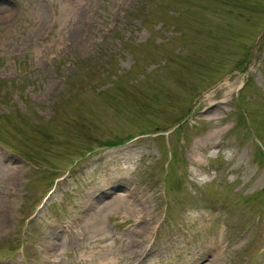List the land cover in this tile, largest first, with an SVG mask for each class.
<instances>
[{
  "label": "rangeland",
  "instance_id": "1",
  "mask_svg": "<svg viewBox=\"0 0 264 264\" xmlns=\"http://www.w3.org/2000/svg\"><path fill=\"white\" fill-rule=\"evenodd\" d=\"M0 264H264V0H0Z\"/></svg>",
  "mask_w": 264,
  "mask_h": 264
}]
</instances>
